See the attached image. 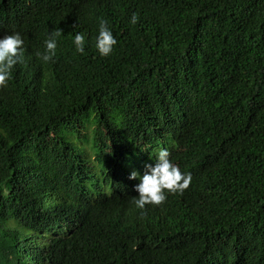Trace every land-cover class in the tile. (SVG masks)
Returning a JSON list of instances; mask_svg holds the SVG:
<instances>
[{
  "label": "trees",
  "instance_id": "trees-1",
  "mask_svg": "<svg viewBox=\"0 0 264 264\" xmlns=\"http://www.w3.org/2000/svg\"><path fill=\"white\" fill-rule=\"evenodd\" d=\"M13 32L0 264H264V0H0ZM161 148L191 180L142 212L129 175Z\"/></svg>",
  "mask_w": 264,
  "mask_h": 264
},
{
  "label": "clouds",
  "instance_id": "clouds-1",
  "mask_svg": "<svg viewBox=\"0 0 264 264\" xmlns=\"http://www.w3.org/2000/svg\"><path fill=\"white\" fill-rule=\"evenodd\" d=\"M137 17L132 15L130 22L136 23ZM60 30L51 32L44 40L43 52L37 51L35 55L43 62L50 61L56 52L57 37ZM72 44L77 53L83 54L85 51V37L76 33L72 39ZM116 39L104 20L98 24L97 35L95 37V48L101 57L109 56ZM24 40L19 32L0 36V86H6L10 79L14 66L23 63L25 48ZM167 148H161L156 153L153 164H146L142 175L132 171L129 179H138L134 185V190L138 194L133 197L132 203L135 208L142 212L145 205H160L165 199V190L168 193H180L189 186L191 176L187 172H181L178 166L169 158Z\"/></svg>",
  "mask_w": 264,
  "mask_h": 264
}]
</instances>
